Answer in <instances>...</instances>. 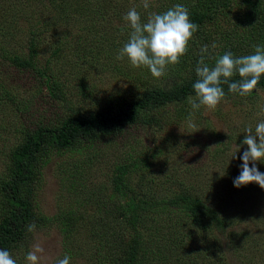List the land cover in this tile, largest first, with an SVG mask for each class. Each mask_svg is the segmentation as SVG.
I'll return each instance as SVG.
<instances>
[{
    "label": "rangeland",
    "instance_id": "374dc122",
    "mask_svg": "<svg viewBox=\"0 0 264 264\" xmlns=\"http://www.w3.org/2000/svg\"><path fill=\"white\" fill-rule=\"evenodd\" d=\"M97 1L103 4V0H0V176L22 125H53L74 111L102 110L114 105L119 95H139L147 82L166 88L198 69L190 57L188 66H176L175 53L182 51L178 47L193 46L194 30L179 33L140 22L149 17L148 23H155V0H109L114 11L104 15V24H120L117 10L130 17V29L119 30L91 19ZM138 2L144 7L140 9ZM232 9L224 10L211 26L222 41L248 34L232 27ZM170 12H175L172 6ZM138 23L140 29L132 28ZM31 37L36 42V65L52 76L58 96L48 93L41 75L30 68L18 69L9 59L26 57ZM245 60L259 67L264 54L253 52ZM250 89L253 98L247 96ZM209 99L192 95L161 104L142 111L137 123L89 147L53 150L44 157L34 186L35 212L48 217L83 199L84 210L104 209L101 196L111 185L115 165L141 155L145 162L127 177L138 193L153 196L186 189L213 205L227 221L226 230L214 235L181 211L160 210L156 233L150 226L142 229L152 264L163 254H192L204 264H264V87L239 84L232 93ZM255 146L260 154L253 151ZM2 211L0 205V216ZM104 220L106 229L115 222L109 216ZM79 224L78 234L65 238L55 224L30 223L13 246L8 264H86L83 252L69 255L64 242L95 247L89 224L86 220ZM167 238L176 241L174 250L164 247ZM184 239L188 243L182 246ZM210 257L216 262H205Z\"/></svg>",
    "mask_w": 264,
    "mask_h": 264
},
{
    "label": "trees",
    "instance_id": "16d2710c",
    "mask_svg": "<svg viewBox=\"0 0 264 264\" xmlns=\"http://www.w3.org/2000/svg\"><path fill=\"white\" fill-rule=\"evenodd\" d=\"M153 5L156 11L153 16L155 23H148L149 17L140 22L144 21L153 29H176L179 33L182 29L194 30L197 37L191 40L193 46L178 47L182 51L175 53L178 58L176 66H188L190 61L187 59L190 57L198 65V69H192L166 88L147 82L139 95H119L114 105H107L102 110L88 113L74 111L53 125H39L35 128L22 125L19 129L21 136L9 149L0 176V205L3 206L0 216V264H8L13 246L22 239L27 226L35 221L55 224L67 238L78 234L76 230L80 227L79 223L86 220L94 248H80V245H72L64 240L69 255L72 252L75 255L83 252L86 264H152V251L144 241L142 229L151 227L153 234L156 233L159 229L156 224L159 217L161 219V216L156 215L160 210L181 211L198 228L204 231L208 229L214 235V232L226 230L227 221L220 215L219 210L186 189H174L170 190V194L166 192L153 196L138 193L129 184L127 177L132 169L145 162L146 158L141 155L129 157V161L115 165L111 174V185L107 191L103 189L101 196L105 204L104 209H100L102 212L99 209L84 210V199L48 217H42L35 212L34 186L44 157L53 150L89 147L101 137L113 136L122 127L137 123L141 120L142 111L161 104L183 101L192 95H198L205 100L217 94L228 95L239 84L264 87V60L259 67L252 61L245 60V56L253 52L264 54V0H155ZM138 6L140 9L144 7L141 2H138ZM171 6L174 13L170 12ZM231 6L233 9L230 14L235 19L232 27L246 29L248 34L247 37L230 35L228 41H222L216 38L217 35H213L212 29L215 28L211 29V26ZM110 10L114 11L109 0H103V4L97 1L91 19L103 24V27L108 26L109 29H130L127 24L131 22L130 17L119 10L120 24L112 25L113 21L104 24V15ZM132 28L140 29V24H135ZM242 38L247 39L244 41ZM35 44L31 37L27 56L13 55L9 59L18 69L30 68L41 75L48 93L53 97L58 96L55 90L58 85L52 76L41 65H36ZM205 51H209L207 56L211 55L203 56ZM254 93V89H250L247 96L253 98ZM16 111L19 112L20 109L17 107ZM253 151L260 154L261 149L255 146ZM93 199L96 200L94 197ZM107 216L116 222L112 221L107 225L108 229L103 227ZM165 243L164 247L169 251L176 247L175 240L167 238ZM187 243L188 239H184L182 246ZM157 246L160 247L159 244ZM145 252L149 256L146 260ZM191 255L163 254L162 259L154 264H169L171 260L176 261V264H204ZM205 262L216 261L210 257V261L205 258Z\"/></svg>",
    "mask_w": 264,
    "mask_h": 264
}]
</instances>
